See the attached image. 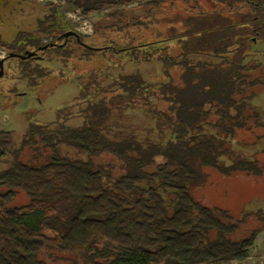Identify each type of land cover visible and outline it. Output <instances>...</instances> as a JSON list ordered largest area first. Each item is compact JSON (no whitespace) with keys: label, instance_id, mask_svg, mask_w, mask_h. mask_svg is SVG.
Returning <instances> with one entry per match:
<instances>
[{"label":"trees","instance_id":"trees-1","mask_svg":"<svg viewBox=\"0 0 264 264\" xmlns=\"http://www.w3.org/2000/svg\"><path fill=\"white\" fill-rule=\"evenodd\" d=\"M69 1L88 16L138 0ZM175 1L141 7L159 10ZM181 1V20L165 18L160 27L118 8L79 40L63 37L73 30L52 3L34 31L0 40L8 55L38 56L10 58L3 76L14 69L15 83L35 91L52 76L51 62L104 61L75 76L78 96L56 121H29L19 137L0 131L6 166L0 170V264H241L250 258L264 232V210L236 216L197 200L193 187L204 168L226 177L264 175L257 157L264 154L258 148L264 112L252 102L264 89V65L254 49L264 38V0H210L209 7ZM235 6L241 11L232 12ZM145 63L158 64L160 74L146 79ZM8 91L17 95L18 88ZM136 117L144 124L133 123ZM20 194L28 201L16 205Z\"/></svg>","mask_w":264,"mask_h":264},{"label":"rangeland","instance_id":"rangeland-1","mask_svg":"<svg viewBox=\"0 0 264 264\" xmlns=\"http://www.w3.org/2000/svg\"><path fill=\"white\" fill-rule=\"evenodd\" d=\"M151 1L156 0H138L120 7L112 6L85 16L81 7L69 0H0V40L10 43L18 32L34 31L38 19L47 14L46 8L52 3L60 5L59 13L69 23L73 31L87 37L94 33L97 24L107 21L104 16L105 13L118 8L125 10L128 14L142 13V15H147L148 19L154 20V23L159 21L157 25L160 27L162 20L165 18L166 22L167 20H176V18L181 20L183 18L181 13L183 3L181 0L166 3L159 10L141 7L144 2ZM200 3L203 7L212 6L210 0H207V2L201 0ZM236 11H241L240 6H235L232 10V12ZM152 16H154V19ZM158 26L157 28H159ZM50 39L51 37H44L43 41L46 42ZM254 49L258 51L257 59L264 65V38L257 41ZM5 56L6 48L0 44V59ZM103 62L100 56L96 60L86 63L76 59L69 63L68 67H64L59 62H51L49 68L54 71L52 76L36 91L29 89L21 81L15 83L17 74L13 75L14 69H11L9 71L10 77L6 76L0 80V131H13L19 137L29 121L38 123H53L56 121L58 111L72 104L78 96V84L74 80L75 76L86 69L96 68ZM16 63L18 62L16 61ZM71 66H73V69L70 68ZM127 70L131 71L132 67L128 65ZM140 71L146 79H153L160 74V66L156 63H145L140 66ZM12 86H17L19 95H13L8 91L12 89ZM252 102L264 112V89L253 98ZM77 109L78 106H74L72 110ZM132 121L135 124H144L142 118L136 117ZM71 123H77V121L72 120ZM263 139L258 143V148L261 150L264 148ZM65 151L71 155L74 154L71 149H65ZM257 157L264 162L263 153H260ZM5 167V164L0 161V170ZM202 171L204 176L193 187V194L203 204L228 209L236 216H239L244 209L262 208L264 210V175L257 177L239 173L226 177L212 168H204ZM27 201L26 196L20 194L15 204L22 205ZM263 243L264 232L258 237V249H261ZM261 250L263 251V249ZM261 250L258 251L260 254L262 253ZM256 253L252 251L251 260L255 258ZM58 264L63 263L58 262ZM64 264L70 263L65 262ZM241 264H247V262Z\"/></svg>","mask_w":264,"mask_h":264},{"label":"water","instance_id":"water-1","mask_svg":"<svg viewBox=\"0 0 264 264\" xmlns=\"http://www.w3.org/2000/svg\"><path fill=\"white\" fill-rule=\"evenodd\" d=\"M71 35H74L76 36L77 38H79V34L75 31H68L66 33L63 34V37L65 38H68L69 36ZM47 46H43V47H40L39 49L40 50H43V49H46ZM35 52H26L25 54L23 55H18V54H15V53H11L9 56L10 57H20L22 59H25V58H28V57H31L33 56ZM3 63H4V59H0V78L3 76L4 74V67H3Z\"/></svg>","mask_w":264,"mask_h":264},{"label":"crops","instance_id":"crops-1","mask_svg":"<svg viewBox=\"0 0 264 264\" xmlns=\"http://www.w3.org/2000/svg\"><path fill=\"white\" fill-rule=\"evenodd\" d=\"M261 249H263V251ZM261 249H258V247H256L255 250H253V253L257 252L255 258L251 260L252 256H250V258L247 261H245V263L247 262V264H264V260H261V259H264V243ZM260 250L262 251L261 254L260 252H258Z\"/></svg>","mask_w":264,"mask_h":264},{"label":"flooded vegetation","instance_id":"flooded-vegetation-1","mask_svg":"<svg viewBox=\"0 0 264 264\" xmlns=\"http://www.w3.org/2000/svg\"><path fill=\"white\" fill-rule=\"evenodd\" d=\"M71 36H74V35H71ZM70 37V36H69ZM76 37V36H75ZM65 38V37H64ZM65 39H67V38H65ZM78 40H79V38H78ZM26 52H30V51H26ZM15 54H17V53H15ZM10 55V54H9ZM8 54H7V52H6V56L4 57V58H1V59H4V63H3V67H4V74H5V65L9 62V59L10 58H19V59H22V58H20V57H10ZM18 55H23V54H18ZM31 57H36L35 56V53L33 54V56H31ZM29 58V57H28ZM36 58H38V56L36 57ZM26 59V58H25ZM22 60H24V59H22ZM4 74H3V76H4ZM3 76L0 78V80L3 78ZM17 95H19L18 94V92H17Z\"/></svg>","mask_w":264,"mask_h":264}]
</instances>
